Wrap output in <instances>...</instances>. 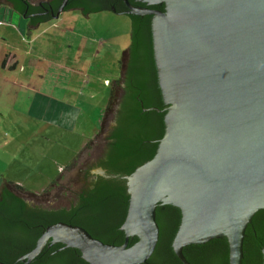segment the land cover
Listing matches in <instances>:
<instances>
[{
	"label": "water",
	"instance_id": "1",
	"mask_svg": "<svg viewBox=\"0 0 264 264\" xmlns=\"http://www.w3.org/2000/svg\"><path fill=\"white\" fill-rule=\"evenodd\" d=\"M138 1L163 5L161 10L123 0L127 14L151 16L165 130L152 158L122 176L129 196L119 226L124 241L105 243L82 226L58 221L19 257L22 264H29L48 241L79 250L89 264L146 263L159 238L158 204L180 210L171 246L183 264H190L184 246L222 236L228 242V264H241L245 228L264 209V0ZM66 3L62 0L51 12L53 18ZM109 121L106 110L102 127ZM101 143L99 135L97 153L75 180L40 206L65 207L75 200L86 183L82 172L96 159ZM92 171L108 176L101 167ZM4 182L0 177V185ZM261 251L264 264V246Z\"/></svg>",
	"mask_w": 264,
	"mask_h": 264
},
{
	"label": "rangeland",
	"instance_id": "2",
	"mask_svg": "<svg viewBox=\"0 0 264 264\" xmlns=\"http://www.w3.org/2000/svg\"><path fill=\"white\" fill-rule=\"evenodd\" d=\"M12 22H0V177L23 187L16 192L28 203L41 205L98 151L99 136L92 135L106 112L105 80L115 75L130 24L110 10L88 18L63 11L23 35ZM15 49L19 64L8 69L4 58Z\"/></svg>",
	"mask_w": 264,
	"mask_h": 264
},
{
	"label": "trees",
	"instance_id": "3",
	"mask_svg": "<svg viewBox=\"0 0 264 264\" xmlns=\"http://www.w3.org/2000/svg\"><path fill=\"white\" fill-rule=\"evenodd\" d=\"M33 1L37 3L32 4ZM40 1L0 0V3L8 5L12 10L26 17L27 30L30 32L40 23L52 19L49 14L39 17L32 15L40 9L41 5L38 4ZM43 1L51 4L54 10L62 2V0ZM129 1L133 3L135 0ZM122 3L123 0H67L64 10L80 9L84 15L103 10L112 11V7L120 11L124 8ZM158 8L163 10V5ZM131 18L137 71V82L133 84L139 87L138 97L128 96L122 101L115 128L107 136L108 147L101 158L82 172L86 183L78 193H75L77 199L72 201L69 207L56 209L32 205L16 193V190L24 189L20 185L11 182L0 185V261L3 263L22 264L19 257L34 247L46 226L58 221L82 226L92 236L105 243L116 245L123 243L124 233L119 226L126 215L129 196L126 191V180L122 176L130 174L137 166L152 158L158 140L165 130V104L156 80L150 82L152 73L154 75L150 55V25L146 21L138 24L137 16ZM146 18L148 16H145ZM115 99L111 92L103 112L113 105ZM138 102H141L143 110ZM150 107H157L162 111L145 110ZM91 141L92 138L88 139L83 146H89ZM96 167L103 168L108 176L92 175L90 169ZM60 174L51 179L47 186H55ZM112 174L115 176L112 177ZM179 212L178 208L170 204L157 205L158 242L147 262L142 264H183L174 254L171 246L180 222ZM136 240L137 237L129 240L128 245ZM263 246L264 209H260L245 228L241 264H262ZM182 252L190 264H228V242L225 236L201 244L186 245L182 248ZM29 264L89 263L80 257L79 250L64 247L61 243L50 244L48 241Z\"/></svg>",
	"mask_w": 264,
	"mask_h": 264
},
{
	"label": "flooded vegetation",
	"instance_id": "4",
	"mask_svg": "<svg viewBox=\"0 0 264 264\" xmlns=\"http://www.w3.org/2000/svg\"><path fill=\"white\" fill-rule=\"evenodd\" d=\"M44 3H45V5H43ZM130 3L132 5L138 6V7H149V8H156V9H159L158 7L161 6V5H147L146 3H142L138 0H135L133 3L132 2H130ZM38 4L41 5L40 9L37 10L36 12L32 13V15L35 17L44 16L47 14H49L52 17L51 12H56V10H57V9L54 10V7L51 4H48L47 2H45L43 0L38 2ZM122 5L124 8H122V10H120V11L115 10L114 13L124 14L125 16H127L128 20H129V24H130L129 42H128L127 46H125L120 51L119 56L117 57V59L115 61V69H116L115 75L111 79L105 80V83L107 85H109V87H110L108 94H110L112 92V94L115 96L116 99H115V102L113 103V105L111 107L106 108V110L108 112H110V121L105 125V127H102V122H100V121L103 118L101 116L98 128H97V130L94 131V133L92 135V138L97 137L99 135L102 136V143H101V147H100V152L96 155V159L92 162V164L95 161H97V159L101 158L104 155L105 150L108 147L109 142H108L107 136L110 135L115 128L116 119L119 116V111L121 109L122 101L128 96H133L134 98L138 97L139 87H137V85L133 84V83L136 84V82H137V80H136L137 71H136V65H135V51H134L135 44H133L132 33H131V25H132L131 16H137L138 17L136 19V21H138V24H142L144 21H146L150 25V29H149V31H150L149 35H150V41H151L150 55L152 56V61H153L152 64L154 66V75L152 73V78L150 79V82L151 81L154 82L156 80V82L158 83L157 69H156L154 56H153V45H152V34H151V16L149 14H145V15L127 14L125 11L128 9V7L126 6V4L124 2L122 3ZM86 16H89V14H86ZM145 16H148V18L145 19ZM109 82H110V84H109ZM138 103L140 104V106L143 110V106L141 105V102H138ZM104 110H105V108H104ZM86 168H88V167H86ZM93 169H90V173L92 175L98 174V173L93 172L92 171ZM80 190H81V188L76 193H78ZM76 199H77V197H75V201H76ZM32 205H37V204H32ZM69 206H70V204L65 206V207H69ZM42 207H44V206H42ZM46 208H56L57 209L59 207H46ZM180 217H181V213H180ZM262 261H263V258H262Z\"/></svg>",
	"mask_w": 264,
	"mask_h": 264
},
{
	"label": "crops",
	"instance_id": "5",
	"mask_svg": "<svg viewBox=\"0 0 264 264\" xmlns=\"http://www.w3.org/2000/svg\"><path fill=\"white\" fill-rule=\"evenodd\" d=\"M70 10H77V11H79V13L81 14L82 17H85V18H88L89 17V16H84L79 9H70ZM63 11H65V10H63ZM63 11L60 12V14H59L58 17L61 16V13ZM13 19H15V21L19 24V27L18 28H19V30H20V32H21L22 35H23V33L25 34L26 32L29 33L27 31V28H26L27 27V19H26V17H24V16L20 15L19 13L15 12L9 6L0 3V22L2 24H9L11 26V25H13L12 24L13 23L12 22ZM52 19H54V18L52 17ZM47 22L48 21H46L44 23H47ZM42 24L43 23H40L35 28H38ZM35 28H33L32 30H34ZM45 30H47V29H45ZM31 31H30V34H31ZM7 54H9V58L7 59V61H5V64H8V62H11L9 65H7L8 66V69H9V68H11V66L13 67L14 62H16V65L13 67V70H14L16 68L17 64H19V59H18L19 58V53H18V49H15V51L14 50L8 51Z\"/></svg>",
	"mask_w": 264,
	"mask_h": 264
}]
</instances>
